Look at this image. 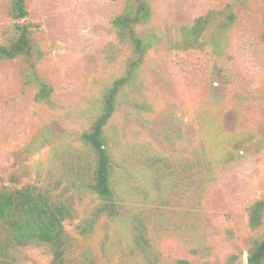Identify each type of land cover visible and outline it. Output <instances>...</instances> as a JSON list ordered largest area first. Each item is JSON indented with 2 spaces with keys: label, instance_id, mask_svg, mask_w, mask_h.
<instances>
[{
  "label": "rangeland",
  "instance_id": "1",
  "mask_svg": "<svg viewBox=\"0 0 264 264\" xmlns=\"http://www.w3.org/2000/svg\"><path fill=\"white\" fill-rule=\"evenodd\" d=\"M9 1L0 0V45L14 25ZM125 2L26 0V21L38 26L32 39L44 54L35 67L53 88L52 107L35 101L36 88L25 81L24 62L0 63V178L7 182L12 173L24 171L26 182L61 181L59 188L75 211V219L65 224L78 241L71 258L95 256L99 264H145L128 225L118 219L97 221L93 232L81 234L100 201L85 188L86 176L77 182L73 175L77 158L90 161L78 136L90 129L105 91L124 73L130 54L118 44L110 23ZM150 3L153 17L137 32L153 40L139 76L154 111L142 117L143 123L121 105L105 128L116 163L123 165L114 173L116 201L124 200V211L146 215L149 244L164 264H226L231 255L237 256L233 264H243L252 240L264 237V224L250 231L245 213L264 198V2ZM228 5L235 21L220 56L210 47L177 49L180 26ZM166 127L171 141L155 134ZM34 146L39 149L33 151ZM202 153L214 172L201 177L199 198V190L187 195L179 188L176 177L180 163L196 165ZM144 183L154 185L146 195L132 189L145 188ZM149 210L154 215L147 217ZM197 248L203 252L192 254ZM21 254V264H50L45 248Z\"/></svg>",
  "mask_w": 264,
  "mask_h": 264
},
{
  "label": "trees",
  "instance_id": "2",
  "mask_svg": "<svg viewBox=\"0 0 264 264\" xmlns=\"http://www.w3.org/2000/svg\"><path fill=\"white\" fill-rule=\"evenodd\" d=\"M9 12L14 25L8 40L0 45V63L13 60L24 62L27 65L23 70L25 81L36 88L35 101L52 107L53 88L40 77L35 67L44 54L32 39L34 29H38V26L26 21L28 17L26 0H10ZM152 17L150 0H126L122 11L111 19L110 23L118 44L128 47L130 54L126 59L124 73L105 91L101 111L93 117L90 129L78 136L88 149L87 157L90 161L92 158V164L90 161L85 162L77 158L73 163V175L77 182L82 176H86L89 181H84L85 188L100 201L87 226L80 227L82 235L93 232L97 221L118 219L128 225L129 233L133 236L137 250L141 256L143 255L145 264H164L154 244H149L146 218L143 217L146 215L142 211L134 214L124 211L128 210L126 203L123 204L124 200L116 201L114 173L116 167L122 170L123 165L116 163L112 145L105 132L107 124L121 105L141 121L142 117L154 111L146 98V88L139 76L153 40H146L137 32L139 27L148 25ZM234 21L235 15L230 5L221 10H209L194 19L191 24L180 26L176 47L181 51H203L210 47L215 55L220 56L227 45V33ZM155 123L161 124L159 120ZM168 128H159L158 130L163 133L155 134H162L171 141L173 135L168 136ZM32 149L37 151L39 146ZM202 154L201 158L196 157V165L191 162L180 163L181 169L177 171L179 176L176 177L181 182L179 188L183 187L187 195L189 191L195 193L199 190L200 196L197 193L199 198L204 191L201 177L203 175L207 177L214 172L207 156ZM226 159L230 162L233 155L227 156ZM26 177L24 171H16L9 176L7 182L0 178V264H21L20 262L24 260L22 250L31 247L45 248L51 257L50 264H99L95 256L84 257L80 261L71 258L78 241L71 237L65 224L75 219V211L70 199L64 196L59 188L61 181H58L57 185H52L39 178L31 183L24 181ZM184 180L186 184H183ZM144 185L145 188L132 189H139L138 191H143L146 195L154 185L146 183ZM163 189L168 192V189ZM153 192L156 193L157 190ZM144 197L142 196L143 200ZM118 201L121 204H118ZM245 213L249 230L255 232L260 229L264 224V198L248 205ZM149 215H154V212L149 210L147 217ZM151 222L156 226L154 220ZM200 252L203 250L198 248L191 250L192 254ZM236 258V255L229 256L226 264H233ZM170 264L190 263L186 260H176ZM243 264H264V237L252 240L243 258Z\"/></svg>",
  "mask_w": 264,
  "mask_h": 264
}]
</instances>
